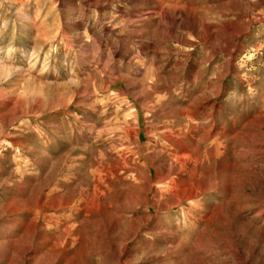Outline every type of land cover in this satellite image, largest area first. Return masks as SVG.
<instances>
[{"label":"rangeland","instance_id":"rangeland-1","mask_svg":"<svg viewBox=\"0 0 264 264\" xmlns=\"http://www.w3.org/2000/svg\"><path fill=\"white\" fill-rule=\"evenodd\" d=\"M263 7L0 0V264H264Z\"/></svg>","mask_w":264,"mask_h":264},{"label":"bare ground","instance_id":"bare-ground-1","mask_svg":"<svg viewBox=\"0 0 264 264\" xmlns=\"http://www.w3.org/2000/svg\"><path fill=\"white\" fill-rule=\"evenodd\" d=\"M263 14H262V16H260L259 18H260V20H263L264 19V7H263ZM255 20V19H254ZM260 22V21H259Z\"/></svg>","mask_w":264,"mask_h":264}]
</instances>
